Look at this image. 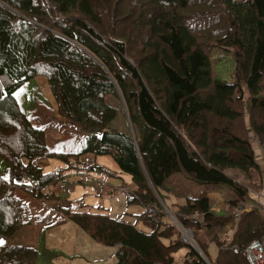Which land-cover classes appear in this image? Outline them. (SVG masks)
Segmentation results:
<instances>
[{
	"label": "trees",
	"instance_id": "obj_1",
	"mask_svg": "<svg viewBox=\"0 0 264 264\" xmlns=\"http://www.w3.org/2000/svg\"><path fill=\"white\" fill-rule=\"evenodd\" d=\"M215 49L234 56L235 83L214 78ZM39 76L57 114L89 134L83 142L67 134L51 149L46 129L21 111L16 91ZM245 94L251 131L239 128ZM120 112L124 130L113 126ZM252 137L264 146V0H0V159L9 166L8 176L0 172V264H36L39 256L36 248L8 243L22 227L11 197L18 188L46 206L66 202L55 210L99 244L117 246L116 264H175L183 248L187 264H206L165 213L145 211L130 223L85 210L83 199L73 208L58 187L70 186L65 171L74 164L86 173L101 169L85 167L83 157L109 155L132 177L131 204L162 208L161 193L177 195L168 179L183 173L209 189L232 190L233 208L251 187L229 172L263 186ZM51 158L66 168L47 170ZM33 182L40 189L30 194ZM173 210L211 264H249L234 249L264 239L259 209L245 212L233 237L223 239L235 220L213 211L208 191Z\"/></svg>",
	"mask_w": 264,
	"mask_h": 264
},
{
	"label": "rangeland",
	"instance_id": "obj_2",
	"mask_svg": "<svg viewBox=\"0 0 264 264\" xmlns=\"http://www.w3.org/2000/svg\"><path fill=\"white\" fill-rule=\"evenodd\" d=\"M213 62V76L216 80H220L226 83H235V58L234 56L222 49H215L212 55ZM247 94L244 96V101L237 104L239 108L244 111V118L239 124V128L249 129L251 131L250 123V114L248 110V99ZM15 97L18 101L20 109L23 113L28 115L34 125L38 127L45 128L48 135V145L53 149L58 142L64 137L65 133L67 134H77L78 142H83L89 134L79 130L78 126L74 123L66 121L60 117L56 112L57 103L55 102L50 89L47 85L46 78L44 77H35L27 82H25L15 93ZM70 126H65L66 124ZM115 128L120 130L125 129V124L123 120V115L119 113L117 119L113 123ZM53 127V128H52ZM60 127H62L60 131ZM59 128V129H58ZM63 133V134H62ZM254 148L258 147L259 151L264 148L257 138L252 137ZM264 150H262L263 152ZM260 152L258 154H260ZM257 154V157H258ZM75 162V160H73ZM50 165L48 164L47 170L56 171L55 165H60V169L66 168V164L62 161L51 158L49 160ZM96 166L102 168L109 174H116V176L122 178V185L120 188H111L105 184L109 176H106L98 168L94 171L88 173L87 177L85 174H75L67 176L68 185L64 187H58L59 191H62L63 197L69 198L71 201H74L73 208L77 207V201L82 200L86 202L95 212H107L110 216L114 218L123 217L127 221H136L137 217L134 214V209L140 211L143 208L141 205L131 204L128 198L122 193V187L132 188L134 190V184L132 177L126 173H123L115 160L109 156H100L95 162ZM89 167V165H87ZM72 168L77 169V165L74 164ZM0 172L3 176L9 175V166L8 164L0 159ZM263 172V171H262ZM230 175L236 178L238 181H244L250 185L251 188L255 186L252 185V180L238 172H229ZM264 179V178H263ZM84 180V181H81ZM257 183H260L259 181ZM168 186L173 188L176 196L171 195L172 199H166V194L161 193V196H164V199L160 200V204L165 202L167 207L171 209L177 201L178 196L183 199V202L187 198L192 196H197L203 191H208L210 193V200L213 201L214 207L217 205L215 200L220 198L224 193L227 194L228 198H234L235 194L229 188H225V191L220 190V188L209 189L210 185H201L192 181L187 175L183 173H178L172 175L167 182ZM105 185V190H104ZM260 184L256 186L259 187ZM100 188L103 193H96V189ZM53 189V188H52ZM11 197L19 202L21 207L22 223L21 230L19 234L12 240H9V244H17L22 246H31L37 247L39 250V256L36 261V264H116L117 257L116 254L108 252L112 249L109 246H104L95 240L90 238H84L83 230L74 222L69 220L57 219L56 215H52L47 211H43L41 207L32 208L31 201L42 206L46 205L33 197H30L26 191L23 189H15L11 193ZM166 199V201H165ZM223 201L226 202V199L222 197ZM251 202L259 201V195L256 191L251 190L248 194V199ZM17 202V203H18ZM42 204V205H41ZM66 202H55L47 205L48 210L58 212L56 206L65 207ZM136 207V208H133ZM47 207H45L46 209ZM160 208V207H159ZM146 211V207H144ZM163 211V208H160ZM259 209V208H258ZM262 211L261 209H259ZM225 211H221L219 214L224 215ZM264 214V211H262ZM164 215L163 213L159 214ZM167 222H170V218L165 215ZM123 219V220H124ZM33 221L38 225V228L31 223ZM177 225V224H175ZM137 226L139 229L144 230L145 232H150V229L146 228L142 222H138ZM178 226V225H177ZM179 227V226H178ZM181 231L182 227L180 226ZM194 235V234H193ZM230 235V233H229ZM90 239V240H89ZM94 240V241H93ZM93 241L98 246L96 249H90L86 242ZM192 242L196 244L194 236L192 237ZM191 243L193 246L194 244ZM198 247L199 245L196 244ZM101 248L102 250H98ZM200 248V247H199ZM104 249H109L105 251ZM201 249V248H200ZM112 251V250H111ZM186 249H180L174 253L175 264H187L186 262ZM209 253L211 258L214 260L218 254V247L215 243H210ZM114 258V260H113ZM111 261V263H110Z\"/></svg>",
	"mask_w": 264,
	"mask_h": 264
},
{
	"label": "crops",
	"instance_id": "obj_3",
	"mask_svg": "<svg viewBox=\"0 0 264 264\" xmlns=\"http://www.w3.org/2000/svg\"><path fill=\"white\" fill-rule=\"evenodd\" d=\"M46 81H47V79H46ZM47 85H48V82H47ZM49 87V86H48ZM50 89V88H49ZM51 92V91H50ZM56 109V112H57V107L55 108ZM67 126V125H66ZM68 126H70L69 124H68ZM60 128H62V127H60ZM59 129V128H58ZM65 133H70V132H65ZM64 133V137H65V134ZM63 134V133H62ZM72 135V134H71ZM262 150H264V148H262L261 149V152L259 151V149H258V151H257V154L260 152V154H258V157H257V161H258V163H259V165H260V167H261V171H263L262 172V174H263V178H264V151L262 152ZM95 162H97V158L95 159ZM49 165H50V163H48ZM78 165L79 164H77V169H75V168H70L69 170H67V171H65V175H66V177L67 176H71V175H75V174H85L84 176H86L87 177V175H88V173H86V172H82V170L80 169V171L78 170L79 169V167H78ZM51 166V165H50ZM50 166H47V167H49L48 169H50ZM80 167L82 166V165H79ZM55 167H56V169H58V170H61L60 168H61V166L60 165H55ZM60 167V168H59ZM99 169V168H98ZM100 171H102L106 176H109V178L107 179V181H106V183L107 184H105L106 186H110L111 188H114V189H116V188H120L121 187V185H122V183H123V181H122V178H120V177H118V176H116V174H109L108 172H106L105 170H103L102 168L101 169H99ZM50 171V170H49ZM81 181H84V180H81ZM244 182V181H243ZM105 185H104V190H105ZM220 188V190H223V191H225V187L224 188H222V187H219ZM215 189V188H214ZM103 190V191H104ZM251 190H253V191H256L257 193H258V195H259V201H254V202H251V201H249V200H246V201H241V202H239V203H244V204H246L249 208H250V210H252V209H261L262 211H264V179H263V186H262V188H260V187H258V186H255L254 188H251L250 189V191ZM103 191H101L100 190V188H97L96 189V193L98 194V193H103ZM203 192H206V191H203ZM233 192V191H232ZM234 193V192H233ZM166 194V193H165ZM235 194V193H234ZM171 195L172 194H166V199L168 198V200L169 199H172V197H171ZM209 195V197L211 198V196H210V193L208 194ZM222 197H224L225 199H226V202H224L223 201V199H222ZM166 199H165V201H166ZM237 199V197H236V195H235V197L234 198H228V196H227V194L226 193H224L223 195H221L220 196V198H218V199H216L215 200V203H216V205H217V207L215 208L214 207V203H213V201H211L212 202V204H213V211L215 212V213H217V214H219L221 211H225V213H224V216L225 215H230L231 214V210H232V208L231 207H229V200H236ZM246 199H248V197L246 198ZM80 201V200H79ZM18 202V201H17ZM185 202H186V200L183 202V199L182 198H177V201L174 203V204H172V205H176V204H180V205H184L185 204ZM19 203V202H18ZM87 204V203H86ZM18 205H20V204H18ZM31 205H32V208H34V207H41V208H44V209H42L43 211H47V212H49V213H51L52 215H56L57 216V219L59 220V219H63L64 218V220H67V218H66V216L64 215V214H62V213H60V212H56V211H53L52 212V210H48V206H44V205H42V206H40V205H38V204H36V203H34V201H31ZM167 206V205H166ZM45 207H47L46 209H45ZM21 208V207H20ZM133 208H136V207H133ZM143 209L142 210H140L139 212L138 211H136L135 209L133 210L134 211V214L135 215H137V214H141V213H143L144 212V207H142ZM168 208V207H167ZM85 210H92V208L90 207V206H87V207H85L84 208ZM175 209V208H174ZM22 210V209H21ZM168 212H172L173 213V207L171 208V209H169L168 208V210H167ZM219 215H222V214H219ZM114 218V217H113ZM119 218H121V219H124L123 217H119ZM125 220V219H124ZM125 221H127V220H125ZM165 222H167V219L165 218V220H164ZM127 222H130V221H127ZM136 222V221H135ZM31 223L35 226V228H38V225L37 224H35L33 221H31ZM130 223H134V221H132V222H130ZM138 227V226H137ZM147 228V227H146ZM235 229H236V225L235 224H231V225H229L228 227H226V228H224L223 230H222V238L223 239H231L232 237H233V235H234V233H235ZM84 232V231H83ZM150 232H151V230H150ZM229 233H230V235H229ZM84 235V238H90L89 236H88V234L87 233H83ZM91 239V238H90ZM89 239V240H90ZM92 240V239H91ZM94 241V240H93ZM93 241H88V242H86L87 243V245L90 247V249H96L95 247L96 246H98L96 243H93ZM94 242H96V241H94ZM214 243V242H213ZM216 244V243H215ZM210 245V244H209ZM28 247H31V246H28ZM33 248H36L37 249V247H33ZM112 249H110V251H108V252H110V253H112V255H113V257H114V255L116 254V251H117V249H118V247L116 246V247H111ZM98 250L100 249V250H102L101 248H97ZM105 251H107V250H109V249H104ZM112 250V251H111ZM208 250H209V247H208ZM186 252V254H187V250L185 251ZM218 253H219V249H218ZM217 256H218V254H217ZM217 256H216V258H217ZM215 258V259H216ZM214 259V260H215ZM113 260H114V258H113ZM109 262H106L105 264H108ZM110 263H111V261H110Z\"/></svg>",
	"mask_w": 264,
	"mask_h": 264
},
{
	"label": "built area",
	"instance_id": "obj_4",
	"mask_svg": "<svg viewBox=\"0 0 264 264\" xmlns=\"http://www.w3.org/2000/svg\"><path fill=\"white\" fill-rule=\"evenodd\" d=\"M84 162L87 165L93 164V159L91 157H86L84 158ZM24 178L21 177V179ZM40 189V183L39 182H33L30 184L28 187V191L30 194H34L35 191ZM122 193L128 198V200L133 201L136 199V196L133 193L132 188L128 187H122L121 189ZM250 208L244 204V203H239L237 206H235L231 210V215L233 216L235 222H238L241 218V216L245 213L248 212ZM148 212L152 214L153 216H158L160 210H158V207L156 205H153L152 207L148 208ZM192 231L189 230H183L182 231V239L188 243L187 241L192 242V237H193ZM235 252L241 253L248 261L249 264H264V239L261 240H255L253 241L248 247L245 249L241 250L239 248L234 249ZM186 261L190 262V257L186 258Z\"/></svg>",
	"mask_w": 264,
	"mask_h": 264
},
{
	"label": "water",
	"instance_id": "obj_5",
	"mask_svg": "<svg viewBox=\"0 0 264 264\" xmlns=\"http://www.w3.org/2000/svg\"><path fill=\"white\" fill-rule=\"evenodd\" d=\"M175 222L178 224V222L176 221V219H175ZM189 244V243H188ZM191 244V243H190ZM194 245V248L198 251V253L203 257V259L205 260V261H208L207 259H206V257H205V255L203 254V252L201 251V249L195 244V243H193Z\"/></svg>",
	"mask_w": 264,
	"mask_h": 264
},
{
	"label": "clouds",
	"instance_id": "obj_6",
	"mask_svg": "<svg viewBox=\"0 0 264 264\" xmlns=\"http://www.w3.org/2000/svg\"><path fill=\"white\" fill-rule=\"evenodd\" d=\"M233 208H234V207H233ZM233 208H232V209H233ZM249 211H251V210H249ZM233 224L237 225V222H235V223H233ZM187 244H188V243H187ZM189 244H190V243H189ZM193 247H194V246H193ZM205 257H206V256H205ZM206 259H207V257H206ZM207 260H208V259H207ZM205 263H206V264H211V263L209 262V260H208V261H205Z\"/></svg>",
	"mask_w": 264,
	"mask_h": 264
},
{
	"label": "bare ground",
	"instance_id": "obj_7",
	"mask_svg": "<svg viewBox=\"0 0 264 264\" xmlns=\"http://www.w3.org/2000/svg\"><path fill=\"white\" fill-rule=\"evenodd\" d=\"M188 243H193V242H191V241H187Z\"/></svg>",
	"mask_w": 264,
	"mask_h": 264
}]
</instances>
